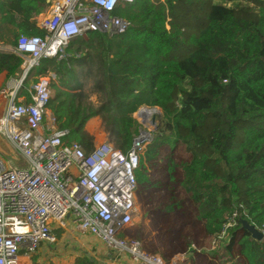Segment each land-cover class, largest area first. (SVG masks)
<instances>
[{
	"label": "trees",
	"instance_id": "obj_1",
	"mask_svg": "<svg viewBox=\"0 0 264 264\" xmlns=\"http://www.w3.org/2000/svg\"><path fill=\"white\" fill-rule=\"evenodd\" d=\"M49 6L0 0V44L43 35L38 18ZM119 16L129 22L124 34L74 39L66 57L32 69L23 88L54 75L49 109L70 131L67 140L88 151L91 118L100 117L111 143L127 151L140 130L132 114L160 108V131L139 155L142 193L156 205L166 197L162 211L183 218L187 248L208 264H264V239L239 221L264 229V0H136ZM22 60L0 49V91ZM234 213L236 224L226 228ZM72 264L102 263L85 255Z\"/></svg>",
	"mask_w": 264,
	"mask_h": 264
},
{
	"label": "built area",
	"instance_id": "obj_2",
	"mask_svg": "<svg viewBox=\"0 0 264 264\" xmlns=\"http://www.w3.org/2000/svg\"><path fill=\"white\" fill-rule=\"evenodd\" d=\"M135 1L48 0V11L38 18L45 33L18 38L15 50L25 57V67L1 91L7 101L0 134L24 162L0 155V264H34L31 255L43 242L56 244L54 229H66L69 221L81 235L102 241L113 257L108 264H124L116 258L122 254L129 256L127 264H166L129 231L139 211V155L152 135L139 130L127 151L110 142L88 151L67 140L70 131L59 128L49 109L54 75L39 77L22 92L28 73L43 59L66 57L74 39L96 31L124 34L129 22L114 12ZM235 218L236 213L226 228ZM225 236L224 230L213 247Z\"/></svg>",
	"mask_w": 264,
	"mask_h": 264
},
{
	"label": "rangeland",
	"instance_id": "obj_3",
	"mask_svg": "<svg viewBox=\"0 0 264 264\" xmlns=\"http://www.w3.org/2000/svg\"><path fill=\"white\" fill-rule=\"evenodd\" d=\"M119 10L120 9L116 10L114 14L119 15ZM23 70L22 68L18 70V78L22 75ZM29 85L30 84L22 89L23 93L26 92V88ZM0 96H2L1 92ZM91 100L94 103H98L96 95H92ZM153 108L156 109L158 113L149 117V110ZM132 116L138 122L140 132H148L154 138L160 131L163 117L160 108L141 106ZM147 119L149 123H147ZM89 126L93 130H96V134H92L94 136L95 145L102 142L111 143L103 124L102 129L104 133L100 139H98V118L89 121ZM148 194L149 196L143 194L141 187L138 186L136 201L139 211L133 224L129 227L130 236L139 240L143 248L148 252L158 254L163 259H165V257H163L165 255L166 258H171L174 264H188L189 261L187 259L178 262L176 257L182 254L179 252L187 248V242L191 240V236L188 234L187 230H183V218L181 216H167L164 211H162L166 199L165 196L159 194V200L162 204L156 205L157 202H153L151 192ZM144 221L147 223L143 226ZM54 233L58 238L57 243L54 245H50L46 242L41 243L37 251L31 255V261L34 264H72L78 256L85 255L98 259V244L88 240V247L86 245L82 246L79 241L81 236L72 227H67V229L58 228ZM124 259L126 262L128 257L124 256ZM203 261L207 262L208 256H203Z\"/></svg>",
	"mask_w": 264,
	"mask_h": 264
},
{
	"label": "crops",
	"instance_id": "obj_4",
	"mask_svg": "<svg viewBox=\"0 0 264 264\" xmlns=\"http://www.w3.org/2000/svg\"><path fill=\"white\" fill-rule=\"evenodd\" d=\"M0 49L1 50H4V51H16L15 50V47H11V46H8V45H3V44H0ZM21 55V54H20ZM21 57H22V63H21V65H20V70H21V68L22 69H24V67H25V65H24V63H25V57L24 56H22L21 55ZM19 75V74H18ZM18 79V76L17 77H14V78H12V79H10V80H17ZM5 87H3V89H4ZM1 92V91H0ZM98 118V139H100V137L103 135V133H104V131H103V129H102V121H101V119H100V117H93V118H91L89 121H91L92 119H97ZM89 121L87 122V124H86V129L91 133V134H96V130H93L90 126H89ZM99 141V140H98ZM134 222V221H133ZM133 222H132V224H133ZM69 223V226L68 227H72L73 229H75L76 230V228H75V226H73V224H71V222L69 221L68 222ZM147 222L146 221H144V223H143V226L146 224ZM131 224V225H132ZM58 228H55L54 229V231L55 230H57ZM67 229V228H66ZM77 231V230H76ZM77 233H79L78 231H77ZM79 235L81 236V238L79 239V241H80V243H81V245L82 246H87L88 245V240H91V241H94L96 244H98V261H103V263L102 264H108L110 261H111V259H113V257H111L110 255H109V250L107 249V247L102 243V241L100 240V239H97V238H95V237H93V236H89V235H86V236H84V235H81L80 233H79ZM90 246V245H89ZM88 247V246H87ZM106 248V249H105ZM191 251V252H190ZM179 253H182V254H179L178 256H176L177 257V259H178V262L179 261H183V260H185V259H187L188 261H189V263L188 264H208V261L207 262H204L203 261V256H205V254H203V253H201V251L198 249V248H194V249H189V248H185V249H183L182 251H180ZM124 256H127V257H129L128 255H124V254H122V255H119L118 257H116L118 260L117 261H119L120 263H124V264H127V261H128V259H127V261L125 262V259H124ZM207 256V255H206ZM164 257H165V259H166V256L164 255ZM114 258H115V256H114ZM171 263H173V261H171Z\"/></svg>",
	"mask_w": 264,
	"mask_h": 264
},
{
	"label": "water",
	"instance_id": "obj_5",
	"mask_svg": "<svg viewBox=\"0 0 264 264\" xmlns=\"http://www.w3.org/2000/svg\"><path fill=\"white\" fill-rule=\"evenodd\" d=\"M6 101L7 99L4 95L0 96V116L2 115ZM0 154L9 159H12L16 163L22 164L24 162L23 158L18 154V152H16V150L10 145V143L4 137H2L1 134H0ZM239 221H240L241 227L247 230L254 240L261 241L264 239V235L262 231L255 224H252L248 220L243 219L241 217L239 218ZM87 256L91 260H98L89 255ZM99 262L103 263V261H99Z\"/></svg>",
	"mask_w": 264,
	"mask_h": 264
},
{
	"label": "bare ground",
	"instance_id": "obj_6",
	"mask_svg": "<svg viewBox=\"0 0 264 264\" xmlns=\"http://www.w3.org/2000/svg\"><path fill=\"white\" fill-rule=\"evenodd\" d=\"M158 113V111L156 110V109H151V110H149V114H148V116L149 117H151V116H153V115H155V114H157ZM144 120H146V119H144ZM152 122V121H151ZM147 123H149L148 122V119H147ZM146 123V124H147ZM153 123H154V121H153Z\"/></svg>",
	"mask_w": 264,
	"mask_h": 264
}]
</instances>
